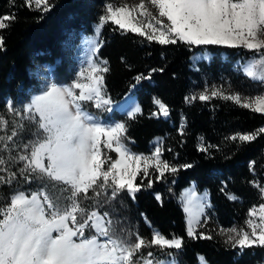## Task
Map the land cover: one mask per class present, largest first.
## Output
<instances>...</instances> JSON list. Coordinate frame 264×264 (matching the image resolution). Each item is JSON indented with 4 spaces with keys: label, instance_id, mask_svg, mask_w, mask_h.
Instances as JSON below:
<instances>
[{
    "label": "snow or ice",
    "instance_id": "obj_1",
    "mask_svg": "<svg viewBox=\"0 0 264 264\" xmlns=\"http://www.w3.org/2000/svg\"><path fill=\"white\" fill-rule=\"evenodd\" d=\"M21 6L42 15L52 7L50 0H23ZM9 7H16V0H9ZM16 20L15 13L0 16V51L4 47L3 31ZM109 24L118 26L112 31H119L121 36L132 33L142 38L135 41L140 44L146 41L149 45H177L189 50L195 46L242 49L251 57L237 62V73L264 86V0H136L119 5L106 2L95 36L88 40L87 67L80 69L76 79L64 85L46 82L22 108L8 101L6 109L11 120L0 114V189L18 185L7 196L0 194L4 201L0 204V264H179L176 257L183 251L182 238H166L156 230L149 239L138 231L117 229L122 221L113 220L108 210L118 211L115 203L119 201L123 206L125 194L135 200L142 188H151L154 173L149 172L150 168L159 173L155 179L160 180L166 178L165 173L175 175L179 168L193 167L190 163L177 167L161 159V142H157L151 156L134 153L129 147V125L114 117L119 113L133 120L142 110L139 105H130L131 96L122 103L108 96L105 74L110 68L97 53L102 30ZM201 59L211 57L204 54ZM163 71L151 68L147 75L138 74L131 87ZM197 99L232 102L264 114V95L245 97L212 85L186 96L185 103ZM154 103L159 112H152L151 117L168 118L170 109L158 98ZM179 131L181 136L185 134L183 122ZM25 132L30 133L26 142ZM262 134L264 127L252 133H236L226 140L244 145ZM211 147H205L200 138L197 150L207 153ZM109 153H115V158ZM254 163L250 162V171ZM141 173L148 178L147 184L143 179L136 182ZM32 184H36L35 189L24 187ZM252 184L264 199V186L257 180ZM155 199L162 202L158 193ZM228 199L238 198L230 194ZM208 206L206 195L197 197L195 191L187 194L184 211L190 239L214 238L197 232L207 223V218L202 221L201 217ZM256 213L255 207L249 211L246 227L233 226L218 233L239 258L246 251H264V204L259 207L258 222L252 219ZM147 223L151 228V222ZM153 249L167 259L156 256Z\"/></svg>",
    "mask_w": 264,
    "mask_h": 264
},
{
    "label": "trees",
    "instance_id": "obj_2",
    "mask_svg": "<svg viewBox=\"0 0 264 264\" xmlns=\"http://www.w3.org/2000/svg\"><path fill=\"white\" fill-rule=\"evenodd\" d=\"M106 2L116 5L120 0H50L51 10L42 15L39 11L22 7L23 0H16L14 8L9 7V0H0V16L11 13L17 16L16 22L3 31L0 114L12 119L6 109L8 101H12L16 108H22L24 99L39 87L40 66L52 65L59 72L67 67L79 35L91 31L92 24L103 13ZM114 27L118 26L109 24L103 28L97 55L107 60L110 68L105 74L108 96L117 102L132 94L142 110V114L133 120L122 116V121H127L129 125L127 136L130 138V148L145 154L151 147V139L159 137L163 146L161 159L177 167L189 163L193 165L187 169L179 168L175 175L165 173L166 178L160 180L155 179L159 173L150 168L149 172L154 173L151 177L153 186L142 188L135 200H128L126 207L130 214L136 218L143 214L151 226L165 237L175 235L182 238L183 251L177 257L185 264H196L198 255L207 264H237V261L239 264H253L260 261L264 251L257 249L255 254L246 251L239 258L236 251L224 244L225 237L218 233L223 226L241 221L246 209L261 199L252 184L255 176L247 162L254 161L253 166L258 167L264 159V134L244 145L239 141L226 140V137L235 132L253 130L264 123V114L253 113L232 102L217 99L207 102L197 99L185 103V97L190 96L191 88L199 82L200 72L209 74L216 67L202 63L199 71L193 70L189 67L193 53L201 49L223 51L227 55L226 64L234 59L243 61L250 53L220 46H195L189 50L185 46L149 45L146 41L140 44L135 41L142 38L132 33L121 36L119 31H112ZM151 68H163L164 71L154 73L151 80L142 81L132 88L136 84L134 77L141 73L147 75ZM230 79L236 81L232 75ZM154 98L160 99L170 109L168 118L151 117L156 106ZM180 118L184 124L183 136L177 124ZM29 136V132L24 133V137ZM200 138H203L205 147L213 146L207 153L197 150ZM109 154L115 158V153ZM141 179L147 184L148 178L143 177L142 173L136 182L139 183ZM191 181L197 190L205 189L207 192L209 206L201 217L202 221L207 218V223L197 232L213 236L211 240L190 239L186 234L185 213L177 194ZM17 186H5L0 189V194L7 196ZM155 192L160 194L162 202L155 199ZM228 192L238 199H228ZM3 202L0 200V204ZM138 223L141 232L149 230L143 225L141 215ZM153 251L156 256L165 258L159 251Z\"/></svg>",
    "mask_w": 264,
    "mask_h": 264
},
{
    "label": "rangeland",
    "instance_id": "obj_3",
    "mask_svg": "<svg viewBox=\"0 0 264 264\" xmlns=\"http://www.w3.org/2000/svg\"><path fill=\"white\" fill-rule=\"evenodd\" d=\"M123 2H127L129 4H132V3H135L136 0H120V2L116 5H119ZM98 21H99V19H98ZM98 21H96L92 24V26H91L92 29L90 32L79 35V38L77 40L78 42L75 44L74 48L72 49L73 53H71L69 55V62H68L67 67L64 70H62L61 72L55 71V69L52 67V65H48V64H43L42 66L39 67V70H38V72H40V74H39V76H40L39 87L37 89H35L34 91H32L29 94V96L24 99V104L29 102L30 98L33 95L38 94L41 91L42 87L46 84V82H55L59 85L70 84L73 80L76 79V74L80 71V69L82 67H87V59L90 55V53H89L90 45L88 43V40L95 36L94 29L97 26ZM147 22L148 21L146 20L145 23H147ZM151 22L153 24L155 23V21H151ZM204 54L209 55L211 57V59H208V60L201 59L202 55H204ZM250 57H251V54L249 55V57H247L243 61H240L239 59H234L229 64H226L227 55L223 51L212 52V51H208L206 49H201L199 51H196L195 53H193L190 56L189 67H191L193 70H196V71H199L202 68V66H200V64H202V63L204 64V66L211 67L210 65H215L216 67L214 68L215 70L210 71L209 74L206 71H204L202 73L200 72L199 82L196 84L195 87L193 86L191 88L190 96L195 94V93H199V92L203 91L205 86L211 87L212 85L222 87V88L229 90V91L238 92L242 96H245V97H253L254 98L257 95H264V86H261L258 82H253L250 79L244 77L242 73L237 74V71H236L237 62L243 63V62L247 61L248 59H250ZM230 75L235 77L236 81L230 79ZM129 96L132 97V101H130V105H132V106L138 105L136 98H134L132 94L126 95L122 100L117 101V103H122ZM92 110L95 111V109H92ZM154 111L159 112V108L157 105L155 106V110H153V112ZM104 115L108 116L111 114H104ZM122 116H126V115H122V114L117 113L114 118L116 120L122 121L123 120ZM181 122H182V118L179 119L177 124L181 125ZM260 127H264V123L257 126L253 130H248L246 132H235V134L236 133H252ZM28 138H30V136L25 137V142ZM151 141H152L151 147L149 148V150L145 154H142V155L151 156L152 152L155 150V146H156L157 142H162L161 138H159V137H153L151 139ZM131 150L134 153L141 154V153L136 152L134 149H131ZM105 151H107V150H105ZM250 162H251L250 160L247 162L248 166H249ZM129 164L132 167L136 166V164L133 161H129ZM140 166L143 167V162H141ZM257 166L258 167L253 166V171H250V172L252 174H254L253 175V177L255 176L254 180L259 181L261 186H264V159L261 162H259V165H257ZM25 186L29 189H35L36 188V184L25 185ZM33 187H35V188H33ZM190 191H195L197 197H204L205 195L207 196L206 190L205 189L197 190L193 181H191L190 184H188L187 186L182 187L177 194V198H178V201L180 202L181 208H182L184 213H185L184 201L187 199V194ZM256 191H257V194L261 197V194H260L258 188H256ZM156 194H157V192L154 193V195H156ZM230 194L231 193L228 192L226 196H229ZM100 199H104V197L101 196ZM129 199H131V198H127V196L125 194L123 206H121L119 201H117L115 203V207H116V209H118V211L113 212L110 208L108 209L111 212L113 220H116L119 218L122 221L121 224H118L116 226L117 229H119L120 227H125V228H127L133 232L138 231L141 236L150 239L151 232L156 231L157 229L155 227H152V226H151V228H149L148 223H147L148 221L145 220V217L141 213L139 214V218H136L132 214H130L128 208L126 207V203L128 202ZM207 204H208V197H207ZM261 204H264V199H260L259 202L255 203V204H251L246 209V212H245L243 218H241V221H237V223L228 224L227 226H223L221 229H229V228H232L233 226H235L237 228L242 227V226L246 227L245 221L249 218L248 213L253 207H255L257 209V213L255 216L252 217V219H254L258 222L259 221V207ZM104 210L105 209H101V211H104ZM193 210H195V209H193ZM140 215H141V219L144 220L143 225H145V226H147V228H149V230L147 232H141V228L138 225ZM186 215L187 214L185 213V226H186ZM249 231H250V229H249ZM166 238H171V237H166ZM145 251H147V250H145ZM201 257H202L201 255H198L196 264H207L204 258H203V260H201ZM164 259H167V257H165ZM176 259L178 260V257H176ZM261 261H264V256L261 257L260 261H256L253 264H260ZM179 264H185V263L182 261H179Z\"/></svg>",
    "mask_w": 264,
    "mask_h": 264
}]
</instances>
